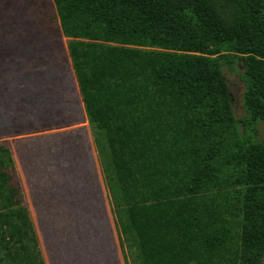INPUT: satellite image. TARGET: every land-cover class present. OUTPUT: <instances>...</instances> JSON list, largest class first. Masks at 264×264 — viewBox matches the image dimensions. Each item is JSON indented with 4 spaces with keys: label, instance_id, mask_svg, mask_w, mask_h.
<instances>
[{
    "label": "trees",
    "instance_id": "obj_1",
    "mask_svg": "<svg viewBox=\"0 0 264 264\" xmlns=\"http://www.w3.org/2000/svg\"><path fill=\"white\" fill-rule=\"evenodd\" d=\"M52 3L120 246L138 264H261L264 0ZM240 62L236 118L222 66ZM0 264H44L3 143Z\"/></svg>",
    "mask_w": 264,
    "mask_h": 264
},
{
    "label": "rangeland",
    "instance_id": "obj_2",
    "mask_svg": "<svg viewBox=\"0 0 264 264\" xmlns=\"http://www.w3.org/2000/svg\"><path fill=\"white\" fill-rule=\"evenodd\" d=\"M67 40L52 0H0V142L16 157L14 183L23 190L46 264H138L134 247L122 237L120 247L112 202L91 145L94 128L82 109ZM222 72L234 115L240 118L245 114L242 63L223 65ZM239 129L243 132L241 125ZM64 134L75 136L68 153H81L68 173L53 169V153L44 145L46 139L52 148L48 136ZM253 135L256 140L264 137L262 122L255 124ZM57 153L63 160L62 152ZM38 155H44L43 175L36 169ZM80 204L88 209L78 218L74 208ZM96 207L99 216L93 217Z\"/></svg>",
    "mask_w": 264,
    "mask_h": 264
},
{
    "label": "crops",
    "instance_id": "obj_3",
    "mask_svg": "<svg viewBox=\"0 0 264 264\" xmlns=\"http://www.w3.org/2000/svg\"><path fill=\"white\" fill-rule=\"evenodd\" d=\"M50 136L51 135L48 136V140L50 143H52V145H53L52 148L48 146V141L46 139H45V141H44V139H42L44 141V145L47 146L48 150L51 151L53 153V156H54V159H53L54 161H51V159H48V161H51L52 164L51 163L50 164L52 165L53 169L59 170L61 173H64V172L68 173L69 172L68 169H70V165H72L76 161L77 158L79 159L80 155H81V153H78V154H76V153L72 154L71 152L68 153L69 145L71 144L72 141H74L73 139H75V136L74 135L72 136L71 134L52 135L51 138H50ZM92 142H93V145L95 147L94 139L92 140V138H91V145H92ZM75 143L78 144L77 142H75ZM7 147L10 150L11 159H12V167H13V175L15 176L17 169H18L16 157L14 156L13 150L9 146H7ZM57 151L62 152L61 154L63 155V160H62L60 154L57 153ZM95 153H96L97 159H99L96 147H95ZM74 155H76V156H74ZM82 156H83V153H82ZM38 157H39V159L38 158L36 159V161H37L36 162V169H39L40 174L43 175V173L45 172L44 171V165H43L44 164V162H43L44 155H40V156L38 155ZM99 163H100V160H99ZM100 167H101V165H100ZM41 169H43V172L41 171ZM51 171H53V170H51ZM54 173H55V171H54ZM101 175H102V171H101ZM79 176H81V175H79ZM102 177H103V175H102ZM78 182H79V180L76 179V185ZM16 185H17L19 192H20L22 204H23V206L27 212L28 217L31 218L29 208H28L27 204L25 203L23 190L21 189L19 184H16ZM81 185H83V184H80L79 186H81ZM83 206H84V204H80L74 208V212L80 213V214H75V215H77L78 218L82 216V211H86L88 209L86 207V210H83V208H84ZM95 210H94V212L96 213V216H93V217L99 216V214L97 212V207L95 208ZM89 215H90V213L88 215H86V217H88ZM38 248H39L40 254L42 256L43 262H44V264H46L45 257H44L43 251H42V247L38 246ZM122 255H123V253H122Z\"/></svg>",
    "mask_w": 264,
    "mask_h": 264
}]
</instances>
